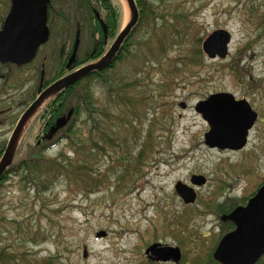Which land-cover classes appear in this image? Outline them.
I'll return each instance as SVG.
<instances>
[{
  "label": "rangeland",
  "instance_id": "1",
  "mask_svg": "<svg viewBox=\"0 0 264 264\" xmlns=\"http://www.w3.org/2000/svg\"><path fill=\"white\" fill-rule=\"evenodd\" d=\"M147 1L158 35L169 38L166 29L173 16L187 27L178 43L170 40L159 61L139 48L152 27L150 17L142 23L139 18L121 60L106 72L115 83L108 88L116 92L114 97L134 103L126 107V118L133 121L130 112L137 105L138 121L134 119L131 128L114 127L119 132L117 143L111 147L102 143L98 156L88 145L86 162L91 169L83 181L80 176L68 180L65 175L48 174L47 184L38 192L20 181L17 166L12 168L13 175L0 185L4 264H174L147 260L145 250L156 243L178 248V264H211V260L218 264L212 257L216 246L234 229L221 216L230 214L237 200L246 198L245 206L264 184V0ZM9 2L0 0V26ZM122 2L124 17L118 32L130 21ZM217 30L231 35L228 55L210 60L201 45ZM39 59L38 54L22 68L0 65V159L19 118L34 100ZM100 80L93 77L81 86L91 92L97 108L107 110L109 94ZM120 85L129 88L122 92ZM219 93L245 100L257 114L241 151L204 144L209 128L194 108ZM47 100L27 122L16 150L31 143L30 125ZM119 109L123 113L124 106ZM144 147L150 148L140 157ZM44 151V158L61 153L73 165L77 162L64 142ZM193 176L203 178L204 184L191 185ZM177 184L193 190L192 204L183 203L175 191ZM220 206L229 211L221 214L216 209Z\"/></svg>",
  "mask_w": 264,
  "mask_h": 264
},
{
  "label": "trees",
  "instance_id": "2",
  "mask_svg": "<svg viewBox=\"0 0 264 264\" xmlns=\"http://www.w3.org/2000/svg\"><path fill=\"white\" fill-rule=\"evenodd\" d=\"M134 2L140 11V22L142 23L149 17L152 21L150 34L145 41L140 42L139 48H146L150 54L160 58V61L170 47V40L178 43V39L182 37L181 32L187 25L181 26L179 20L173 16L170 26L167 25L166 31L169 29L168 33L171 34L167 39L165 34L158 35L155 32V16L152 17L150 5L146 6L145 4L148 1L134 0ZM123 17L124 8L119 0H50L47 12V26L50 31V37L48 43L38 51L40 59L36 69H39V63L45 58L44 65L47 76L48 74L53 75L54 72L60 74V76L63 75L62 71L65 70L68 62L64 58V54L67 53L69 56L75 45L73 69L94 63L106 52L119 34L120 31H117V27L119 23L121 24ZM165 21L163 18V27H166ZM103 27L107 30L106 36L102 31ZM124 46L125 43L121 46L116 58L108 68L100 72H93L85 79L89 80L93 77L102 79L100 80L102 87H106V93L109 94L110 109L107 108L106 110L101 108V106L97 108V101H94L91 92L86 86H81L83 82L76 83L71 88L69 87L66 92H61L48 102L43 111L38 114L35 124L30 125L28 136L32 138L31 143L26 144L24 149L21 148V150L20 146H23V144L18 147L12 164L0 178V185L8 181L9 176L13 175L14 172L11 171L13 170L12 168L16 166V170L19 171L20 181L31 186V188H35L38 192L42 191L47 184L48 179L46 178L49 177L48 174L65 175L68 180L80 176L81 181H83L91 169L86 162L88 152L90 153L88 145H92L93 149L91 151L95 153V156H98L102 152V143L109 144L110 147L117 143L119 132L114 127L118 128L120 125L121 127L128 126L131 128V125L135 122L134 119L138 121L136 118L137 105L130 112V115L133 116V121L130 122L126 118V115H128L127 108L129 107L128 105L132 104L133 106L134 103L128 102L129 98H115L116 92L108 90L110 87H115V83L113 84L111 78L107 77L106 72L114 68L115 63L121 60V52L124 50ZM61 51H64V54H61ZM175 60L176 58H169V61ZM159 61H157V64ZM174 64L171 66H176ZM102 75L107 78H103ZM117 87L122 92L129 88V86L125 87L122 85ZM122 106H124L123 113L126 110L124 114L122 111L120 113L119 107ZM69 113H71V117L67 120L65 126L56 130L52 138L48 139L49 128L54 127L59 118ZM57 136H59V139L54 142ZM90 138L93 141H90ZM61 142L66 143L73 151L74 160L77 161L75 165L71 162L72 160L63 158L61 153L56 158H44L45 149L49 150V147H54ZM44 146L47 147L40 149V147ZM2 147L1 145L0 154ZM149 148L144 147L143 151L139 152L140 157ZM123 154L126 155L127 153L123 152ZM246 200V198L241 201L237 200L232 207L241 206L245 204ZM223 207L225 206H220L216 209H220L221 214L227 213L229 210L227 208L223 210ZM2 254L0 252V264H4L5 258ZM211 264L215 263L211 260ZM257 264H264V256Z\"/></svg>",
  "mask_w": 264,
  "mask_h": 264
},
{
  "label": "water",
  "instance_id": "3",
  "mask_svg": "<svg viewBox=\"0 0 264 264\" xmlns=\"http://www.w3.org/2000/svg\"><path fill=\"white\" fill-rule=\"evenodd\" d=\"M130 12L129 23L122 28L108 51L96 62L87 64L75 72L61 78L42 93L44 71L41 72L38 92L40 95L26 108L19 118L0 159V178L12 164L22 132L30 118L42 104L55 94L72 87L93 72L108 68L117 56L120 47L128 39L138 23L139 12L134 0H125ZM50 0H10L9 11L0 28V65L23 67L30 64L39 49L49 40L47 12ZM231 35L225 30L211 33L201 45L202 53L210 60H223L228 55ZM72 59V58H71ZM184 104L180 105L184 109ZM195 112L208 125L204 134V144L208 148L240 151L246 147L248 134L253 128L257 114L245 100H236L231 94L210 95L196 104ZM71 113L60 118L56 130L63 128ZM193 186H202L204 179L193 176ZM175 191L184 204H192L196 195L193 190L177 184ZM222 221L234 225V230L226 234L218 243L212 257L218 264H256L264 256V185H262L245 206L235 208L224 215ZM104 236L99 234L97 237ZM145 255L152 262L178 264L181 253L178 248L162 246L159 243L149 246Z\"/></svg>",
  "mask_w": 264,
  "mask_h": 264
},
{
  "label": "flooded vegetation",
  "instance_id": "4",
  "mask_svg": "<svg viewBox=\"0 0 264 264\" xmlns=\"http://www.w3.org/2000/svg\"><path fill=\"white\" fill-rule=\"evenodd\" d=\"M9 7H10V2H9ZM8 11H9V8H8ZM8 11H7V13H8ZM7 13H6V15H7ZM5 17H6V16H5ZM4 19H5V18H4ZM4 19H3V21H4ZM3 21H2V23H3ZM2 23H1V26H2ZM1 26H0V28H1ZM102 31H103L104 34H105L107 30H105V27H103V28H102ZM132 32H133V31H132ZM132 32H131V34H132ZM131 34H130V35H131ZM105 36H106V34H105ZM129 37H130V36H129ZM105 38H106V37H105ZM48 41H49V40H48ZM113 42H114V41H113ZM113 42H112V43H113ZM47 43H48V42H47ZM47 43H46V44H47ZM46 44H45V45H46ZM123 44H124V43H123ZM45 45H44V46H45ZM111 45H112V44H111ZM111 45H110V46H111ZM110 46H109V48H110ZM42 47H43V46H42ZM42 47H41V48H42ZM109 48H108V49H109ZM120 48H121V47H120ZM108 49L106 50V52L108 51ZM75 50H76V45L74 46L73 51H72L71 54H69V56H68L67 53L64 54V51H63V52H62V51L60 52L61 54H64V55H65L64 58H66V59L68 60V62H67V66H66L65 70L62 71L64 74L61 75V76H60V74L54 72L53 75H51V77H49V79L46 80V76H47V74H46V71H45V65H44V59H45V58H43V60H41V62L39 63V76H38L37 85H36L37 87H36L35 92H33V96H32V97L34 98V100L40 95V93H42L46 88H48L49 86H51L53 83H55L56 81L60 80L61 78H63V77H65V76H67V75H69V74L75 72L76 70H78V69H80L81 67H83V66L86 65V64H85V65H82V66H80V67H78V68H76V69H73V66H72L73 64H72V63H73V61H74V57H75V56H74V55H75ZM106 52H105V53H106ZM105 53H104V54H105ZM104 54H103V55H104ZM71 58H72V59H71ZM115 58H116V57H115ZM35 60H36V57H35V59H34L33 61H35ZM33 61H32V63H33ZM95 62H96V61H95ZM30 64H31V63H30ZM7 65H8V66H12V65H9V64H7ZM27 66H28V65H27ZM24 67H25V66H24ZM42 70L44 71V75H43V81H42L41 92L39 93V92H38V88H39V85H40V77H41V72H42ZM88 77H89V75H88L87 77L81 79V80L78 81L77 83H79V82H85V81H86L85 79L88 78ZM75 84H76V83H75ZM75 84H74V85H75ZM74 85H73V86H74ZM70 88H71V87H70ZM66 90H68V89H66ZM66 90H64V91H62V92H66ZM59 94H60V93H59ZM59 94H55V95H53V96H52L51 98H49V100H47V101L50 102L51 100H53V99H54L56 96H58ZM34 100H33V101H34ZM33 101H32V102H33ZM32 102H31V103H32ZM48 102H47V103H48ZM31 103H30V104H31ZM30 104H29V105H30ZM66 116H67V115H65V116H63V117H66ZM61 118H62V117H61ZM59 119H60V118H59ZM55 126H56V124L54 125V127L52 126V127L49 128V130H48V134H47V138H48V139H51L52 136L55 134V132H54V133L52 134L51 137L49 136V132H50V130L53 129V128H55ZM228 151H229V150H228ZM240 151H241V150H240ZM263 185H264V184H263ZM259 188H260V187H259ZM256 192H257V191H256ZM256 192H255V193H256ZM254 195H255V194H254ZM248 200H249V199H248ZM241 206H242V205H241ZM223 216H224V215H223ZM223 216H221V221H222V217H223ZM223 222H226V221H223ZM233 230H234V229H233ZM233 230H232V231H233ZM224 236H225V235H224ZM224 236H223V237H224ZM223 237H222V238H223ZM222 238H221V239H222ZM221 239H220V240H221ZM219 242H220V241H219ZM219 242H218V243H219ZM217 245H218V244H217ZM216 247H217V246H216ZM145 256H146V255H145ZM146 258H147V260H149V259H148V256H146ZM149 262H152V261L149 260ZM153 263H155V262H153ZM156 263H157V262H156ZM159 263H160V262H159Z\"/></svg>",
  "mask_w": 264,
  "mask_h": 264
},
{
  "label": "bare ground",
  "instance_id": "5",
  "mask_svg": "<svg viewBox=\"0 0 264 264\" xmlns=\"http://www.w3.org/2000/svg\"><path fill=\"white\" fill-rule=\"evenodd\" d=\"M121 4H123L122 0H119Z\"/></svg>",
  "mask_w": 264,
  "mask_h": 264
}]
</instances>
